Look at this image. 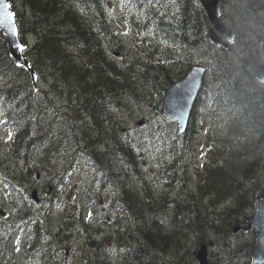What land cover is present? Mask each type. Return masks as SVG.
Wrapping results in <instances>:
<instances>
[{"label": "trees", "instance_id": "obj_1", "mask_svg": "<svg viewBox=\"0 0 264 264\" xmlns=\"http://www.w3.org/2000/svg\"><path fill=\"white\" fill-rule=\"evenodd\" d=\"M9 1L17 18L19 14L13 0ZM23 2L32 11L31 31L34 27L42 28L34 46L29 43L25 48L30 65L36 71L38 64L54 68L65 80H74L66 85L74 86L70 91L81 96L83 102L70 106L82 108L84 123L96 129L90 131L85 126L81 134L98 137V143L95 141L98 149H91L93 143L89 141L91 143L87 142L81 152L86 154L89 163L86 165L92 166L112 212L113 231L105 238L111 240L112 237L113 246L120 251L116 253L117 264H158L152 251H164L172 241L179 240L184 234L180 226L198 228L196 232L203 233L197 235V243L201 244L204 240L209 241L204 236V227L217 232L218 223H228L232 228L241 222L246 210L254 207L256 189L264 183V86L251 77L242 56L237 64L224 45L210 40V25L198 1L167 0V4L159 9L154 7V2L133 0L132 9L143 18L163 48H157L151 60L127 62L121 67L105 54L104 40L111 34L105 19L100 16L101 7H98L100 25L97 27L83 21L79 13L61 7L59 0ZM22 39L25 41L24 36ZM231 43L225 44L230 46ZM71 54L74 58L79 56V61ZM193 64L206 65V75L186 131L179 133L176 124L164 118L156 124L134 126L132 131L119 136L108 134V126L113 124L111 113L123 99H148L161 113L160 104L166 90ZM14 68L31 77L24 67L14 64L0 31V77H10L0 88V104L8 122L15 126V155L34 166L30 159L46 136L34 133L31 119L34 96L27 87L23 88V83L12 79ZM199 108L216 113L226 129L209 140L204 151L203 175L196 187L197 194H193L187 193L185 162L178 151H188L191 147L196 131L193 120ZM94 115H97L96 119ZM38 125L37 129L42 128ZM151 145L165 148L161 155L164 164L160 165L164 177L159 182L168 188L166 196L160 200L172 206L164 210H158L155 192L146 189L138 169L139 151ZM56 150H59L58 146L53 144L49 159H54ZM136 182L143 184L141 189H137ZM177 187L179 193L172 194V189ZM201 200L209 202L202 206ZM223 203L228 205L220 210L218 206ZM199 206L206 211L208 207L212 215L209 218L201 215ZM160 212L164 218L171 214L175 218L173 223H163ZM36 222L39 226L38 229L35 227L39 246L36 251L44 256L40 264H61L57 259L58 243L42 226L41 220ZM225 228L223 232L229 230ZM58 240L64 239L59 236Z\"/></svg>", "mask_w": 264, "mask_h": 264}, {"label": "rangeland", "instance_id": "obj_2", "mask_svg": "<svg viewBox=\"0 0 264 264\" xmlns=\"http://www.w3.org/2000/svg\"><path fill=\"white\" fill-rule=\"evenodd\" d=\"M60 2L67 5L64 7L79 13L83 21L97 27L100 25L98 7H101L100 16L105 19L111 34L104 40L105 54L120 67L127 62L151 60L153 52H156L157 48L160 50L163 48L150 32L143 18L132 9L133 0L129 2L127 0H104L102 3L98 0H69L68 4L65 0H60ZM13 3L19 14L17 23L20 35L24 36L28 45L30 43L29 46L33 47L38 38L37 34L42 28L34 27L35 30L31 31L30 22L33 19L31 8L24 4L23 0H13ZM166 4L167 2H164L154 7L160 9ZM263 4L264 0L219 1L220 18L232 33L231 42L233 43L230 46L223 45L237 64L240 62V56L243 60L247 51L254 52L255 48H260L261 40H264ZM71 55L73 59L79 61V56L74 58L73 54ZM53 69L38 64L36 78L32 80L19 68L11 71L12 79L17 83H23V88L27 87V90L34 96L31 119L35 135L46 136L41 142V147L30 159L31 163L35 164L34 166L28 165L21 156L15 155V126L7 123L4 107L0 104V121H3L0 123V211L2 212H0V264H37L38 258L41 259L40 254L35 250L39 247L38 239L35 244L31 240L33 228L29 223L27 222L24 226V231L20 228L17 230L21 224V216L29 204H39L31 198L33 190H36L37 196L54 200L51 206L53 217L67 211L72 213L73 204L78 209V204L81 203L79 205L82 206L81 216L84 225L79 230H75L74 226L72 228L71 224L67 228L64 225L61 230L63 231L62 238L71 237L75 239V242L69 239L65 245L64 241L55 240L58 243V254L65 255L66 251L69 252L68 264H100L101 262L102 264H117L116 253L120 251L113 246L112 237L111 240L105 238V236H110L109 233H112L110 231H113L112 212L105 193L99 187V181L94 176L92 166L87 165L84 169L75 164L77 156L85 159L84 155H78L76 151L82 150L78 147V140H82V130L88 125L83 121L82 114H85L81 111L83 109L80 107L79 110L73 109L70 105H75L78 101L82 103L83 99L77 93L70 91V88L74 86L67 87L66 85V83H74V80H65L62 75L58 74V71L55 72ZM9 78L0 77V88L8 83ZM91 81L92 79L89 80ZM89 82L86 84L88 85ZM122 102L111 113L113 124L108 126V134L119 136L132 131L134 126H142L145 123L156 124L165 118L158 113L152 105L153 102L148 99L126 98ZM95 116L97 115H94V119H96ZM193 121L196 131L191 140V147L188 151L178 152L182 154L185 162L187 193L197 194L196 187L203 175L205 148L211 138L225 131L226 128L224 121L216 113L206 111V109L199 108ZM38 124L42 128L37 129ZM10 132L12 133L11 139H9ZM74 135L77 139H74ZM53 144L57 145L59 150H56L58 153L53 155L54 159H49L48 154ZM164 151L165 148L151 145L141 148L138 153L141 182L145 184L150 193L155 192L153 196L157 197L158 210L172 206L171 203L167 205V201L160 200L162 196H166L168 188L165 183L159 182L164 177L160 167L164 164L161 156ZM58 159L59 161L53 164ZM51 160H53L52 163ZM18 175L28 179V183L24 184L27 191H21L20 185L15 182V176ZM52 175L57 176L52 177ZM142 185L136 182L137 189H141ZM259 191L260 187L255 193ZM171 192L177 195L178 187L173 188ZM208 202L201 200L200 204L205 206ZM226 205L228 204L223 203L218 208L223 210ZM47 206L46 204L41 208L42 213L38 218L42 219L41 224L46 228L48 221L53 220H50L51 216H48V220L45 219L43 212ZM202 206H199L201 215L209 218L212 215L211 211L208 207V211L204 210ZM252 212L253 207L246 210V216L243 219L241 217V222L235 225L240 226L236 233L232 232L235 226L231 228L228 223H218L217 232L211 227H204V236L209 238V241L204 240L203 243L207 245L210 264H248L250 262L254 231L244 228L247 226L246 217ZM162 215L163 213L160 212L159 216L163 223L167 222V225L173 223L175 218H172L171 214H166L168 215L166 218L161 217ZM55 223L57 224V221ZM225 227L229 230L223 232ZM71 229L74 231L68 232ZM180 229L184 231V234L179 240L172 241V244L164 251H152L158 264H199L195 258L200 246V243H197V235L202 236L203 233L196 232L198 228L180 226ZM53 238L57 239L55 236ZM73 244L74 250H72ZM32 255L36 260H31Z\"/></svg>", "mask_w": 264, "mask_h": 264}, {"label": "water", "instance_id": "obj_3", "mask_svg": "<svg viewBox=\"0 0 264 264\" xmlns=\"http://www.w3.org/2000/svg\"><path fill=\"white\" fill-rule=\"evenodd\" d=\"M3 2L9 5V11L13 13L14 23L17 27L15 12L9 0H3ZM198 3L211 26L209 32L210 40L216 43L229 42L231 40V32L218 15L219 1L198 0ZM0 31L5 37L6 46L13 62L18 66L28 68L34 77V70L28 66L29 63L26 55L19 52L14 46L17 43L24 45L19 33L16 36H12L4 25H0ZM261 48L264 58V41L261 43ZM260 59L261 57L257 53L246 58L245 64L252 76L259 82H262L264 79V64L261 63ZM205 74L206 66L204 64H193L178 82L166 90L162 97L160 104L161 113L165 118L176 123L178 132L180 133L184 132L188 127L194 101L203 83ZM31 197L34 201H38L36 190H33ZM246 221L247 228L254 231L250 264H264V185L261 187L260 192L256 194L253 212L250 216L246 217ZM238 228L239 226H236L233 232H236ZM195 258L199 264H210L205 243L200 244Z\"/></svg>", "mask_w": 264, "mask_h": 264}, {"label": "flooded vegetation", "instance_id": "obj_4", "mask_svg": "<svg viewBox=\"0 0 264 264\" xmlns=\"http://www.w3.org/2000/svg\"><path fill=\"white\" fill-rule=\"evenodd\" d=\"M65 1H68L69 2V0H65ZM129 1V0H128ZM220 1V0H219ZM262 41V40H261ZM259 54L260 55V57H261V59H260V61H261V63H263L264 64V58H263V55H262V48H261V42H260V48H255L254 49V52H251V51H247V55L244 57V59L242 60V62L244 63V65H245V59L246 58H248L249 56H251V55H254V54ZM246 66V65H245ZM252 77V76H251ZM253 79L255 80V81H257L254 77H253ZM258 82V81H257ZM259 84H261V85H263L264 86V79H263V81L262 82H258ZM76 153L78 154V155H82V152H81V150H79V151H76ZM77 156V155H76ZM75 164H77V165H80L81 166V168H84V167H86L87 165H86V160L85 159H83L81 156H77V158H76V161H75ZM75 164H71V165H74V166H76ZM85 169V168H84ZM36 176H38V175H36ZM26 177V176H25ZM53 177V176H52ZM6 181H7V179H5ZM15 182H17L20 186H19V189L21 190V191H27L28 189L24 186V184H26V183H28V179H25L24 178V176H21V175H18V176H15ZM31 186V185H30ZM34 189V188H33ZM36 189V188H35ZM32 194V193H31ZM39 195V194H38ZM37 198H38V201L37 202H35V203H39V204H37V205H30L29 204V206L27 207V210L25 211V213L24 214H22V216H21V220H20V225H19V227L17 228V230H19V228H20V230H22V231H24L25 229H24V226H26V223L28 222L29 223V225L33 228V230L35 229V223H36V220H38V218H39V216H41V213H42V209L41 208H43V207H45V205L47 204L48 206H47V208H44V214H45V219L46 220H48V216H51L50 217V220H52V221H48V227L46 228L47 229V232H48V234L50 235V236H52V238H53V236H55V237H57V239H54L53 238V240L55 241V240H58V237L60 236L61 237V234L63 235V231H61L62 229H63V227H64V225H65V227L67 228V226L68 225H72V228H73V226H74V228H75V230H79L81 227H82V225H84V223H83V219H82V206L81 205H79V204H81L80 202H79V204H78V209H77V207H76V205L75 204H73V212L72 213H70L69 211H67V212H63V213H61V214H59L58 216H52V214H51V211H52V203H53V199H51V198H49V199H47V198H45V197H40V196H37ZM50 202H51V204H50ZM37 210V211H36ZM1 212V211H0ZM2 213V212H1ZM31 216V217H30ZM36 216V217H35ZM77 216V217H76ZM41 221H42V219H40ZM55 221H57V224L55 223ZM65 228V229H66ZM240 229V227L238 228V230ZM245 230H247V228L245 227L244 228ZM237 230V231H238ZM69 231H74V230H68V232ZM236 231V232H237ZM36 231L34 230L33 231V236L31 237L32 239V241L34 242V244L36 243V241H37V239H38V234H36L35 233ZM236 232H233V233H236ZM65 237V236H64ZM63 237V239H64V243L63 244H67V241L69 240V239H71V242L73 241V242H75V239H73V238H69V237H66V238H64ZM62 238V237H61ZM59 241V240H58ZM37 249V248H36ZM35 249V250H36ZM72 250H74V244H73V247H72ZM61 251H62V249H61ZM66 253L67 254H65V255H62V254H58L57 255V259H58V261L60 262V263H62V264H68L69 263V255L70 254H68L69 252H67L66 251ZM34 254V253H33ZM31 260L33 261V260H36V258L32 255L31 257ZM30 258H29V260H30ZM60 258V259H59ZM62 259V260H61ZM40 260H39V258H38V260H37V264H38V262H39Z\"/></svg>", "mask_w": 264, "mask_h": 264}, {"label": "snow or ice", "instance_id": "obj_5", "mask_svg": "<svg viewBox=\"0 0 264 264\" xmlns=\"http://www.w3.org/2000/svg\"><path fill=\"white\" fill-rule=\"evenodd\" d=\"M0 25H4L8 28V31L12 36L18 35V29L14 23L13 13L9 11V5L0 0ZM16 49L23 53L25 51V46L23 44H15ZM3 123V121H0ZM12 133H9V139H11Z\"/></svg>", "mask_w": 264, "mask_h": 264}, {"label": "bare ground", "instance_id": "obj_6", "mask_svg": "<svg viewBox=\"0 0 264 264\" xmlns=\"http://www.w3.org/2000/svg\"><path fill=\"white\" fill-rule=\"evenodd\" d=\"M60 1V0H59ZM128 1V0H127ZM148 1H151V2H154V6H157L158 4H161V3H164V2H166L167 0H148ZM177 1V0H176ZM183 1V0H182ZM223 1V0H222ZM129 2V1H128ZM150 2V3H151ZM259 2V1H258ZM69 2L67 1V4H68ZM102 3V2H101ZM149 3V4H150ZM152 4V3H151ZM186 5V4H185ZM264 5V4H263ZM64 6H67V5H64L63 3H61V7H64ZM130 6V5H129ZM133 5H131V7H132ZM224 6V5H223ZM261 6V5H260ZM225 9V8H224ZM188 10V9H187ZM191 12V11H190ZM192 13V12H191ZM187 14H190V13H187ZM191 15V14H190ZM56 16V15H55ZM198 22V21H197ZM193 35V34H192ZM239 41V40H238ZM197 42V41H196ZM230 61V60H229ZM209 71V70H208ZM207 77V76H206ZM208 78V77H207ZM256 85V84H255ZM244 101V100H243ZM221 113V112H220ZM83 115V114H82ZM84 118V117H83ZM88 128H90V127H88ZM90 129H92V130H96L95 128H90ZM91 131V130H90ZM98 133V132H97ZM83 134V133H82ZM87 134V133H86ZM94 135V134H93ZM95 136H91L90 134H88L87 135V137H83L82 136V140L81 141H79L78 140V143H79V145H78V147H81L82 148V150H84L85 149V145L87 144V142L88 143H91V142H89V141H92V148L91 149H93V148H95V146L97 145L96 143H95V141L97 142L98 141V137H96V139L94 138ZM93 138H94V141H93ZM74 139H77L76 138V136L74 135ZM98 143V142H97ZM113 143V142H112ZM91 149H89V150H91ZM95 149H98V146L95 148ZM94 149V150H95ZM82 155H84V157H85V159H86V154L85 153H83ZM103 157V156H102ZM174 158V157H173ZM172 158V159H173ZM176 159V158H175ZM177 160V159H176ZM86 161H87V159H86ZM97 161V160H96ZM87 164H89V163H87ZM90 165H92V164H90ZM170 170V169H169ZM130 181V180H129ZM37 211V210H36ZM31 217V216H30ZM36 217V216H35ZM40 220V219H39ZM36 221H38V220H36ZM37 223V222H36ZM39 224V223H38ZM38 226V225H37ZM37 226L35 225V227L37 228ZM39 227V226H38ZM38 229V228H37ZM37 229L35 230V231H37ZM33 230V231H34ZM36 233V232H35ZM37 234V233H36ZM42 237V236H41ZM71 238V237H70ZM41 240V239H40ZM45 241V240H44ZM64 241V240H63ZM56 242V241H55ZM42 243V242H41ZM50 243V242H49ZM68 243V242H67ZM131 245L134 247V244L131 242ZM42 246V245H41ZM141 247H142V244L140 245ZM45 247V246H44ZM41 248V247H40ZM44 249H47V248H44ZM54 249H56V248H54ZM42 250V249H41ZM46 251V250H45ZM47 252V251H46ZM55 253V252H54ZM42 254H46V253H42ZM48 254V253H47ZM43 256V255H42ZM42 256H40V257H42ZM47 256V255H46ZM52 256V255H51ZM44 257V256H43ZM42 257V258H43ZM53 257V256H52ZM51 258V257H50ZM56 259V258H55ZM60 259V258H59ZM62 260V259H61ZM42 261H44V260H42ZM54 262V261H53ZM62 264V263H61Z\"/></svg>", "mask_w": 264, "mask_h": 264}]
</instances>
